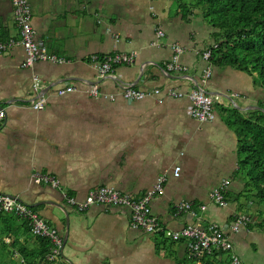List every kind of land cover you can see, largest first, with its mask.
Returning a JSON list of instances; mask_svg holds the SVG:
<instances>
[{
    "label": "crops",
    "instance_id": "crops-1",
    "mask_svg": "<svg viewBox=\"0 0 264 264\" xmlns=\"http://www.w3.org/2000/svg\"><path fill=\"white\" fill-rule=\"evenodd\" d=\"M39 46L66 63H36L22 68L20 47L0 55V193L20 199L60 234L61 260L66 264H227L236 255L251 264V251L261 253L264 232L249 227L227 230L233 245L229 260L215 253L204 260L187 257L185 242H171L129 225L125 208L94 205L85 213L71 209L65 196L83 200L92 190L110 188L134 197L166 178L164 193L151 203L152 213L170 231L199 223L228 227L245 214L241 201L253 208L240 175L238 139L227 120L253 117L264 109V88L230 67H216L202 58L213 49L212 30L194 11L187 19L173 0H29ZM165 33L159 39L156 29ZM0 33L17 38L10 0H0ZM172 46L184 50L178 63L184 73L167 72ZM136 53L131 66H118L100 78L92 56ZM211 70L209 78L205 77ZM42 81L35 94L33 79ZM73 93L58 96L61 89ZM96 87L99 97L90 91ZM161 89L159 96L127 101L120 92ZM201 89L214 98V120L201 124L190 116L189 94ZM168 90L183 94L166 95ZM113 95V101L105 96ZM44 98L43 110L31 107ZM181 169L178 178L174 169ZM54 176V189L33 178ZM228 181L226 206L216 205L213 189ZM181 203L194 207L195 217L177 215ZM206 207L205 211L199 210ZM37 242L27 223L0 216V264H21L18 250L33 251Z\"/></svg>",
    "mask_w": 264,
    "mask_h": 264
},
{
    "label": "built area",
    "instance_id": "built-area-1",
    "mask_svg": "<svg viewBox=\"0 0 264 264\" xmlns=\"http://www.w3.org/2000/svg\"><path fill=\"white\" fill-rule=\"evenodd\" d=\"M13 9L14 24L18 32L17 38L3 39L0 33V55L10 53L15 48L20 47L25 53V59L22 68L27 69L33 67L36 63L51 62L54 64H64V58L51 55L46 48L39 46L36 40V32L32 26V13L29 0H10ZM159 39L165 38V33L159 28L156 29ZM217 46L214 45L213 49ZM203 52L202 58L210 61L212 50ZM174 56L172 61L166 65L167 72L184 73L187 68L178 63V56L184 50L178 46H172ZM136 53H120L116 52L104 57L92 56L90 63L97 69L100 78L111 76L118 66H131L135 63ZM211 70L207 69L205 77L209 78ZM42 81L38 77L33 79V91L35 94L42 90ZM73 87L61 89L57 92L58 96L73 93ZM91 96L99 97L100 93L96 87L90 91ZM161 89H153L148 92H141L131 87H124L120 92L123 99L127 101H142L147 97L159 96ZM166 95L171 98H181L183 94L174 90H168ZM107 100L113 101L115 96H105ZM191 107L190 116L201 124L209 123L214 120V98L202 91L194 90L189 94ZM45 106L44 98L31 104L32 109L39 111ZM4 111L0 109V124L4 119ZM181 169H174L173 176L178 178ZM34 179H37L44 185L54 189L60 187V182L51 175L35 173ZM166 178L161 176L157 179L154 187L137 198L128 193H122L118 190L110 188H102L90 191L83 200H78L73 196L66 195L67 205L78 214L85 213L90 207L96 205H104L110 207L125 208L129 211V225L132 229L141 230L148 235L161 236L163 239L171 242H185L187 248V257L190 260L200 261L207 257L215 255V253L233 252V245L230 241L227 230L231 233H238L242 228H246L251 224V219L247 215H235L228 227H224L217 223H209L201 226L199 223H193L181 231H170L161 225L158 218L152 213L151 203L158 196L164 193V185ZM229 186L228 181H223L213 189L211 197L216 205L226 206L225 193ZM199 210L205 211L206 207H200ZM176 214L181 215L188 213L195 217L194 207L189 203H181L175 208ZM0 213L12 215L19 220L27 223L29 233L34 238L46 239L51 245V254L48 260L58 259L60 250L63 245L62 238L58 231L52 228L44 219L31 207L27 206L20 199L0 193ZM230 264H242L236 255L230 256Z\"/></svg>",
    "mask_w": 264,
    "mask_h": 264
},
{
    "label": "trees",
    "instance_id": "trees-1",
    "mask_svg": "<svg viewBox=\"0 0 264 264\" xmlns=\"http://www.w3.org/2000/svg\"><path fill=\"white\" fill-rule=\"evenodd\" d=\"M173 1L186 19L197 11L211 28L212 39L217 46L211 53V65L245 73L254 79L255 85L264 88V0ZM256 114L248 118L234 117L227 123L238 139L237 175L244 178L245 192L264 207V112ZM263 225L256 223L249 226L263 230ZM35 240V250L29 252L19 248L21 264H66L61 258L48 260L51 254L48 240Z\"/></svg>",
    "mask_w": 264,
    "mask_h": 264
},
{
    "label": "rangeland",
    "instance_id": "rangeland-1",
    "mask_svg": "<svg viewBox=\"0 0 264 264\" xmlns=\"http://www.w3.org/2000/svg\"><path fill=\"white\" fill-rule=\"evenodd\" d=\"M187 2H195L196 0H186ZM260 112H264L263 110H260ZM253 203V208H248L245 203L246 201L243 200L241 201V209L245 214H248V215H253L254 218L256 219L257 223H260V224H264V211H262V209L264 208L263 206H261L258 201L255 199V198H252L251 201ZM263 207V208H262ZM262 211V212H261ZM264 226V225H263ZM260 232H264V229L263 230H258ZM259 246L261 247V253H258V254H255L254 251H251L247 258L250 260V263L251 264H264V238H263V241H260V244ZM229 254L228 253H223L221 255V258L223 261L227 262L229 260ZM229 262H227L228 264ZM249 264V263H248Z\"/></svg>",
    "mask_w": 264,
    "mask_h": 264
},
{
    "label": "water",
    "instance_id": "water-1",
    "mask_svg": "<svg viewBox=\"0 0 264 264\" xmlns=\"http://www.w3.org/2000/svg\"><path fill=\"white\" fill-rule=\"evenodd\" d=\"M69 264H70V262L69 261H67Z\"/></svg>",
    "mask_w": 264,
    "mask_h": 264
}]
</instances>
